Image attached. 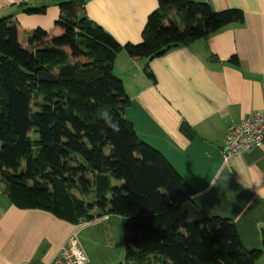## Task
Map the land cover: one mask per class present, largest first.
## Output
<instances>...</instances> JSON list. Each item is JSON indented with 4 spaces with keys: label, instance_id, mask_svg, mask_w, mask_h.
<instances>
[{
    "label": "trees",
    "instance_id": "obj_1",
    "mask_svg": "<svg viewBox=\"0 0 264 264\" xmlns=\"http://www.w3.org/2000/svg\"><path fill=\"white\" fill-rule=\"evenodd\" d=\"M50 1L59 15L48 29L0 18V178L10 202L71 223L124 217V257L116 264H256L262 248L243 247L231 219L203 217L190 185L138 137L124 116L130 98L113 73L120 51L152 59L187 37L243 23V10L157 0L141 40L120 44L85 16V0ZM229 61L238 64L235 54ZM40 71L55 80H38Z\"/></svg>",
    "mask_w": 264,
    "mask_h": 264
},
{
    "label": "crops",
    "instance_id": "obj_2",
    "mask_svg": "<svg viewBox=\"0 0 264 264\" xmlns=\"http://www.w3.org/2000/svg\"><path fill=\"white\" fill-rule=\"evenodd\" d=\"M192 1L215 11L240 8L244 22L152 59L120 51L113 73L130 98L124 116L190 185L202 216L231 219L243 247L262 248L256 264H264V143L222 160L228 128L264 106V0ZM41 6L43 12L26 11ZM157 7V0H85L84 14L120 44L137 43ZM58 15L54 1L0 0V18L11 16L29 29H48ZM233 54L238 64L229 61ZM124 221L106 214L71 223L46 210L19 208L0 178V264H45L71 234L86 255L84 264H116L124 257Z\"/></svg>",
    "mask_w": 264,
    "mask_h": 264
},
{
    "label": "built area",
    "instance_id": "obj_3",
    "mask_svg": "<svg viewBox=\"0 0 264 264\" xmlns=\"http://www.w3.org/2000/svg\"><path fill=\"white\" fill-rule=\"evenodd\" d=\"M264 143V106L254 110L246 118L231 125L225 135L222 160ZM86 255L80 248L75 234H71L56 255L45 264H84ZM16 264H38L21 261Z\"/></svg>",
    "mask_w": 264,
    "mask_h": 264
},
{
    "label": "water",
    "instance_id": "obj_4",
    "mask_svg": "<svg viewBox=\"0 0 264 264\" xmlns=\"http://www.w3.org/2000/svg\"><path fill=\"white\" fill-rule=\"evenodd\" d=\"M192 40H193L192 38L187 37V38H185V43L186 44H189ZM38 80H40V81H42V80H45V81H54L55 80V76L52 75V74H49L46 71H40L38 73Z\"/></svg>",
    "mask_w": 264,
    "mask_h": 264
},
{
    "label": "rangeland",
    "instance_id": "obj_5",
    "mask_svg": "<svg viewBox=\"0 0 264 264\" xmlns=\"http://www.w3.org/2000/svg\"><path fill=\"white\" fill-rule=\"evenodd\" d=\"M173 15H174V14H173ZM173 20L176 21V22L179 21L178 18H177V17H174V16H173ZM113 182H114V184H118V183H120L121 181L113 180ZM120 262H121V260H120Z\"/></svg>",
    "mask_w": 264,
    "mask_h": 264
}]
</instances>
